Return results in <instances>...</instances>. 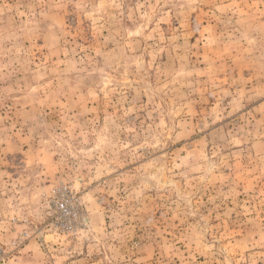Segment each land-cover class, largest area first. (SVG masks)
Wrapping results in <instances>:
<instances>
[{"label": "rangeland", "instance_id": "obj_1", "mask_svg": "<svg viewBox=\"0 0 264 264\" xmlns=\"http://www.w3.org/2000/svg\"><path fill=\"white\" fill-rule=\"evenodd\" d=\"M0 245L264 264V0H0Z\"/></svg>", "mask_w": 264, "mask_h": 264}, {"label": "built area", "instance_id": "obj_2", "mask_svg": "<svg viewBox=\"0 0 264 264\" xmlns=\"http://www.w3.org/2000/svg\"><path fill=\"white\" fill-rule=\"evenodd\" d=\"M59 208L62 211H66L65 203L60 202L59 203ZM5 258H6V252L5 249L2 245H0V264H5Z\"/></svg>", "mask_w": 264, "mask_h": 264}]
</instances>
